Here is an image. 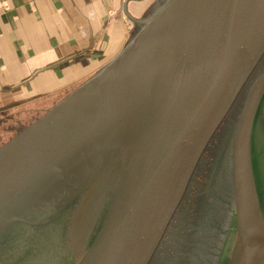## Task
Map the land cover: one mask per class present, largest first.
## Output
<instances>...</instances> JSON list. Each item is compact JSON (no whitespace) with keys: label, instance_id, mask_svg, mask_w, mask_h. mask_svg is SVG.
<instances>
[{"label":"water","instance_id":"obj_1","mask_svg":"<svg viewBox=\"0 0 264 264\" xmlns=\"http://www.w3.org/2000/svg\"><path fill=\"white\" fill-rule=\"evenodd\" d=\"M130 1L114 56L0 114V264H264V0H155L138 18Z\"/></svg>","mask_w":264,"mask_h":264},{"label":"rangeland","instance_id":"obj_2","mask_svg":"<svg viewBox=\"0 0 264 264\" xmlns=\"http://www.w3.org/2000/svg\"><path fill=\"white\" fill-rule=\"evenodd\" d=\"M12 1L20 5V36L41 40L50 38L53 47L63 51L58 67L67 68L69 73L66 81L51 92L0 114L30 108L69 92L116 54L115 50L118 51L128 39L133 24L123 12V0H114L109 5L104 0H0V7L6 9ZM154 1H131L128 11L134 17H141ZM82 3L85 13L76 8ZM77 70L78 73H71Z\"/></svg>","mask_w":264,"mask_h":264},{"label":"crops","instance_id":"obj_3","mask_svg":"<svg viewBox=\"0 0 264 264\" xmlns=\"http://www.w3.org/2000/svg\"><path fill=\"white\" fill-rule=\"evenodd\" d=\"M132 1L141 3L145 0ZM105 2L109 5L114 0ZM19 6L12 1L8 8L0 7V112L14 110L21 104L51 92L66 81L65 77L69 73L67 68L58 67L63 51L53 47L50 38L41 40L20 36L19 26L22 22ZM76 8L85 13L83 3ZM71 73L76 74L78 70Z\"/></svg>","mask_w":264,"mask_h":264},{"label":"flooded vegetation","instance_id":"obj_4","mask_svg":"<svg viewBox=\"0 0 264 264\" xmlns=\"http://www.w3.org/2000/svg\"><path fill=\"white\" fill-rule=\"evenodd\" d=\"M207 173V169L203 168L197 175V179L199 182L202 181H206L207 180V176L205 175ZM202 186H198V185H194L192 186L193 191L191 192V196L189 198H187L184 201L183 207L181 208L180 213H178V219L174 220V225L173 227H171L170 229V237L167 240L166 246L164 248V252H168L167 254H164V257L166 256V258H170V255L173 256V248H174V243L177 240V234L174 233L177 231V229L180 226H185V232H190L191 228H189V224L192 223V215H193V209H194V200L192 199L193 197H195V195H197L200 191H201ZM192 232V231H191ZM188 236V235H187ZM190 238H188V244L190 243L189 241ZM176 243V242H175ZM161 260H164L163 257V252H161ZM154 264H161V262L159 263L158 260L154 262Z\"/></svg>","mask_w":264,"mask_h":264}]
</instances>
